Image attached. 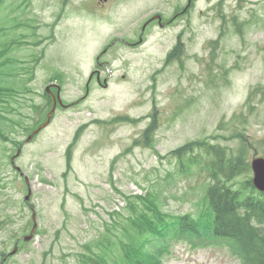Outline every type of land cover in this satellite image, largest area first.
<instances>
[{
  "label": "rangeland",
  "instance_id": "rangeland-1",
  "mask_svg": "<svg viewBox=\"0 0 264 264\" xmlns=\"http://www.w3.org/2000/svg\"><path fill=\"white\" fill-rule=\"evenodd\" d=\"M184 2H115L89 14L87 0H1V114L21 125L0 124L8 138L0 139V264H87L86 245L97 252L102 239L111 242L107 255L120 256L118 240L128 239L120 237L110 210L126 217L132 214L127 202L142 208L136 195L154 189L164 211L196 215L204 171L181 174L175 159L160 160L151 151L155 141L161 154L204 140L237 148L235 135L245 133L255 152L249 158L264 156V0H198L186 17L173 21ZM153 16L173 23L163 28L153 21L144 30ZM141 38L145 42L135 45ZM179 41L182 54L165 63ZM46 89L57 108V96L64 106L16 160L31 186L27 204L26 181L10 157L42 119L31 105L48 102ZM253 89L258 91L248 102ZM154 116L158 126L146 130ZM76 128L85 132L74 171L64 179V152ZM112 170L116 187L109 182ZM28 205L36 208L37 237L11 255L32 227ZM163 264L238 261L226 246L179 242Z\"/></svg>",
  "mask_w": 264,
  "mask_h": 264
},
{
  "label": "trees",
  "instance_id": "trees-1",
  "mask_svg": "<svg viewBox=\"0 0 264 264\" xmlns=\"http://www.w3.org/2000/svg\"><path fill=\"white\" fill-rule=\"evenodd\" d=\"M7 50L6 48L3 52ZM182 52L183 45L179 41L168 54L165 63L179 57ZM7 69L10 68L7 67ZM26 69L28 70L27 74L30 75L32 67ZM5 73L7 75V72ZM24 88L30 93L31 88L29 89L28 86ZM5 91L6 88L0 86V110L6 105L5 98L2 104ZM44 95L48 98V102L44 106H31L34 113L41 115L45 113L41 122L46 119V113L52 108L51 97L47 93ZM5 121L13 127L21 125L18 121L12 120L5 114H0V122ZM157 122L158 119L154 116L151 128L154 129L158 125ZM38 125L39 122L33 125L32 130L36 129ZM0 139L4 141L8 140L1 127ZM249 142L247 138H244L240 141L239 147L227 148L221 146L219 143H211L208 140H204V142L195 141L175 151L174 154L182 156L190 153L193 145H199L197 149L204 152L199 155L198 159L192 157L193 164L200 165L201 169L206 173L207 181H205L203 188L206 203L203 208L204 211L199 212L197 219L192 220L193 222L190 221L189 216L168 218L159 211L160 207L156 197H141L144 211L137 213V215L123 218L124 221H121L122 223L125 221L129 222L134 233L130 234L128 240H118L119 246L123 247V250L118 261L119 263L116 262V264L147 263L148 258L144 251L145 243H148L156 235L171 234L180 237L183 232L176 230L178 225L182 226L183 231L190 235H195L196 230L203 233L205 231H216V235L222 234V236L230 241L234 248V254L240 258V264H264V194H262L263 199L257 200L235 189L233 184H231V182L245 176L250 170L248 163L249 153L246 155V151L250 145ZM22 143L23 141L16 142V148L20 147ZM150 147H153V145ZM201 155L205 156V160L202 161ZM70 159L71 151L68 152V160ZM179 163L180 170L184 172L190 171L183 168L186 163L184 159L180 158ZM129 205L131 207V204ZM134 208L137 209L136 206ZM121 222L117 223L115 221L117 226H120ZM112 232L115 234V230ZM105 242L107 240L102 239L101 244ZM104 259L103 252L97 254L91 251V255L85 256L84 261L87 264H107L104 263Z\"/></svg>",
  "mask_w": 264,
  "mask_h": 264
},
{
  "label": "flooded vegetation",
  "instance_id": "flooded-vegetation-1",
  "mask_svg": "<svg viewBox=\"0 0 264 264\" xmlns=\"http://www.w3.org/2000/svg\"><path fill=\"white\" fill-rule=\"evenodd\" d=\"M128 1H131V0H87V5L89 7V10H91V9L96 10L98 8H103V6H105V4L115 3V2H128ZM197 1L198 0H185L183 7L181 6L180 12L174 16V20L173 19H171V20L175 21L178 17L182 19L185 16H187L191 12L192 8L196 5ZM206 1H210V0H206ZM80 9L86 11L82 7ZM157 17L160 18V22L162 20L161 25L159 24L160 22H159V19H157ZM153 18H156V20H154V21H156L159 26H166V25H169L171 23L170 19H162L161 16H153L152 19ZM152 19H151L150 23L145 24V26L143 28L144 30L149 24H152V22H153ZM143 40L144 39H142V41Z\"/></svg>",
  "mask_w": 264,
  "mask_h": 264
},
{
  "label": "water",
  "instance_id": "water-1",
  "mask_svg": "<svg viewBox=\"0 0 264 264\" xmlns=\"http://www.w3.org/2000/svg\"><path fill=\"white\" fill-rule=\"evenodd\" d=\"M50 116L51 115H48V120L47 122H49V119H50ZM46 125V124H45ZM44 125V126H45ZM38 131V130H37ZM36 131V132H37ZM34 132V134L36 133ZM33 134V135H34ZM33 135L30 136V138L33 137ZM252 167H253V171H254V174H255V180H254V183L255 185H259L261 187L264 188V159L262 158H257L253 161L252 163Z\"/></svg>",
  "mask_w": 264,
  "mask_h": 264
}]
</instances>
